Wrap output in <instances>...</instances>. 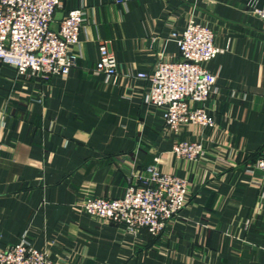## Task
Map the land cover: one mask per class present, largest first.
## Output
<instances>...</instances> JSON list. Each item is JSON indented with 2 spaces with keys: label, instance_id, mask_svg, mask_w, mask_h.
<instances>
[{
  "label": "crops",
  "instance_id": "crops-1",
  "mask_svg": "<svg viewBox=\"0 0 264 264\" xmlns=\"http://www.w3.org/2000/svg\"><path fill=\"white\" fill-rule=\"evenodd\" d=\"M252 7L264 0H64L58 13L85 12L68 77H17L0 64V247L25 237L55 264H264V180L248 167L264 154V23ZM191 19L221 49L207 65L215 124L174 133L134 75L179 60L170 35ZM100 42L116 59L114 79L93 73ZM178 140L202 143L203 157L173 155ZM156 158L189 189L161 235L82 210L89 196H123Z\"/></svg>",
  "mask_w": 264,
  "mask_h": 264
},
{
  "label": "built area",
  "instance_id": "built-area-1",
  "mask_svg": "<svg viewBox=\"0 0 264 264\" xmlns=\"http://www.w3.org/2000/svg\"><path fill=\"white\" fill-rule=\"evenodd\" d=\"M127 3L134 0H114ZM64 0H0V64L14 69L17 77L31 76L42 80L67 78L75 66L73 53L85 21L83 9L63 13L54 31L55 15ZM250 14L264 23V7H252ZM180 53L177 61L161 60L150 73L134 76L148 83L146 104L164 109L167 129L178 133L185 125L213 127V115L204 104L216 91V77L208 63L221 49L215 34L205 24L191 19L181 32L170 35ZM93 73L106 79L117 77V63L106 42H100L99 60ZM171 152L187 161H199L205 149L202 143L178 140ZM264 180V154L248 163ZM189 199L187 181L158 168V159L130 182L123 196L106 199L89 196L82 210L107 223L123 226L136 234L146 230L161 235L167 224L185 207ZM0 264H55L46 251L35 249L25 237L17 244L0 247Z\"/></svg>",
  "mask_w": 264,
  "mask_h": 264
},
{
  "label": "water",
  "instance_id": "water-1",
  "mask_svg": "<svg viewBox=\"0 0 264 264\" xmlns=\"http://www.w3.org/2000/svg\"><path fill=\"white\" fill-rule=\"evenodd\" d=\"M62 17H63V13H56L55 18H54L55 24L52 26V29L54 31H57V29H58V22L62 19Z\"/></svg>",
  "mask_w": 264,
  "mask_h": 264
}]
</instances>
